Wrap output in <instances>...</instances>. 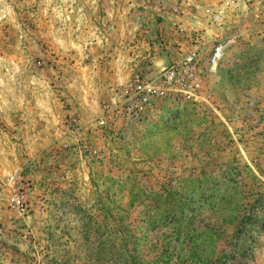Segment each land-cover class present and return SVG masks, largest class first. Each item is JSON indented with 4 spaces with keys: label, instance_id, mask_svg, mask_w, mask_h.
<instances>
[{
    "label": "rangeland",
    "instance_id": "1",
    "mask_svg": "<svg viewBox=\"0 0 264 264\" xmlns=\"http://www.w3.org/2000/svg\"><path fill=\"white\" fill-rule=\"evenodd\" d=\"M220 2L0 0V264H264V34ZM192 54L204 99L136 115Z\"/></svg>",
    "mask_w": 264,
    "mask_h": 264
},
{
    "label": "built area",
    "instance_id": "2",
    "mask_svg": "<svg viewBox=\"0 0 264 264\" xmlns=\"http://www.w3.org/2000/svg\"><path fill=\"white\" fill-rule=\"evenodd\" d=\"M249 15L253 25L251 31L264 34V0H221L219 10L213 20L221 27L231 15ZM235 44V39L228 44H220L209 57L212 70H217L225 59L227 47ZM199 59L195 54L186 57L180 63L172 65L153 81H145L140 77L128 85L127 103L134 108L136 115H142L151 109L156 100L183 98L189 102L203 100ZM103 124V123H102ZM3 187H12L8 196L9 208L15 222L28 214L27 195L29 184L20 170H14L3 181Z\"/></svg>",
    "mask_w": 264,
    "mask_h": 264
}]
</instances>
